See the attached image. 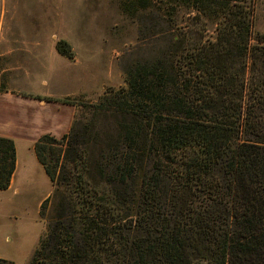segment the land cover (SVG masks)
I'll list each match as a JSON object with an SVG mask.
<instances>
[{"label": "trees", "instance_id": "16d2710c", "mask_svg": "<svg viewBox=\"0 0 264 264\" xmlns=\"http://www.w3.org/2000/svg\"><path fill=\"white\" fill-rule=\"evenodd\" d=\"M136 2L159 55L95 103L44 99L75 112L66 134L33 144L53 205L27 264H264V38L250 44V0ZM15 162L0 137V191Z\"/></svg>", "mask_w": 264, "mask_h": 264}, {"label": "rangeland", "instance_id": "374dc122", "mask_svg": "<svg viewBox=\"0 0 264 264\" xmlns=\"http://www.w3.org/2000/svg\"><path fill=\"white\" fill-rule=\"evenodd\" d=\"M250 7L253 45L264 38V0H250ZM141 12L136 0H0V93L36 104L37 110L26 116L29 130L50 128L56 134L50 135L60 138L55 117L46 115L43 120L41 114L49 107L54 111V106L66 111V134L74 107L38 103L46 98L95 103L105 91L126 87V74L135 64L159 55L164 42L142 29ZM214 27L207 26L204 40L214 38ZM59 41L68 45L70 57L56 51ZM9 99L13 101L0 102L2 109L22 103ZM19 115L24 118L22 112ZM20 129L15 120L0 122L3 135L14 136ZM14 143L13 184L0 191V260L27 264L52 215V186L35 158V142L15 138ZM47 197L49 204L41 218L40 204Z\"/></svg>", "mask_w": 264, "mask_h": 264}, {"label": "crops", "instance_id": "0c3cea01", "mask_svg": "<svg viewBox=\"0 0 264 264\" xmlns=\"http://www.w3.org/2000/svg\"><path fill=\"white\" fill-rule=\"evenodd\" d=\"M8 94L6 93H0V102L2 101L3 103L9 101L10 103L13 101V99H9V98H14L16 100H22V103L19 107L17 108H12L11 104H8V109L5 110V109H2L1 107L4 106V104H1L0 103V122L1 120H15L17 124H19L21 126L22 129H20L18 131V133L16 135H3L1 132H0V137H4V138H7V139H10L13 141L14 143V140L15 138H25L27 139L31 145L35 142V140L43 133H49L51 135H56L52 132V130L50 128H46V129H40L39 132H35L33 133V131L29 130L28 127H27V123L29 122L28 119L26 116L29 112H32V111H35L37 110V106L35 103H32L33 101H26V99L24 98H21V99H17L19 97L17 96H13V97H7ZM17 102V101H16ZM41 107L45 106L46 105V102H42V103H38ZM50 110L49 112L47 113H42L41 115L43 116V120H45V117L46 115L47 116H51L52 118L55 117V123H59V130L57 131V133L59 132L60 134H57V135H60L62 136L63 134H65L66 130L65 128H67V124H68V120H67V112L65 111V113H63L62 110H60L59 108L57 107H53L54 108V111H52L51 107H49ZM20 112H22L24 114V118L22 119L20 117ZM74 112H75V109L74 111H72L73 115H74ZM3 114V115H2ZM63 130V132H61ZM31 135V136H29ZM15 137V138H14ZM14 147H15V160H16V146H15V143H14ZM15 166H16V162H15ZM14 174V173H13ZM13 176L11 177V180H10V184H9V188L11 187V185L13 184Z\"/></svg>", "mask_w": 264, "mask_h": 264}]
</instances>
